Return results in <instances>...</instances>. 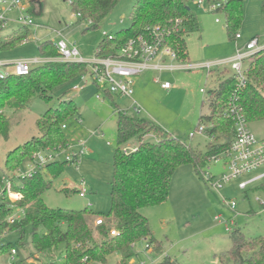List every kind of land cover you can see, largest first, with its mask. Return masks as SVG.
Returning a JSON list of instances; mask_svg holds the SVG:
<instances>
[{
	"label": "rangeland",
	"instance_id": "374dc122",
	"mask_svg": "<svg viewBox=\"0 0 264 264\" xmlns=\"http://www.w3.org/2000/svg\"><path fill=\"white\" fill-rule=\"evenodd\" d=\"M198 1L187 0L198 21V28L185 36L188 58L185 61L166 59L167 64H184L186 67L144 70L136 77L133 98L141 107L137 114L140 118L159 125L191 148L205 152L212 139L206 131L198 130L199 124L208 126L200 121V116L208 113L203 102L219 81L224 67L213 65L207 70L194 66L230 58L235 54L237 46H244L252 37L257 36L262 41L264 9L263 0H243L242 19L235 31L241 37L235 39L227 31L224 12L212 11L208 0H203L201 4ZM134 3L135 0H119L96 28L87 29V21L80 20L72 13L68 0H25V14L33 22L27 26L29 36L25 39L28 42L24 43V39L22 43L3 51L0 58H40L38 46L41 42H58L60 39L68 43L75 42L85 58H93L98 44L104 38L103 31L115 35L130 25ZM19 13L18 9L9 13L10 22L6 29L0 31L2 35L25 29L23 24L15 20ZM51 59L60 61L58 56ZM225 72H231L229 66ZM164 82H169L171 88L162 89L161 84ZM75 85L83 88L78 91L73 89ZM98 92V88L90 80L85 83L81 76H77L55 87L49 101L34 97L24 109L7 108L5 112L9 118V131L7 137L0 136V175L3 178L11 177L12 172L9 176L5 169L6 154L39 135L36 121L46 110L55 107L61 96L71 97L81 113V120L72 119L67 123L68 143L73 146L64 150L58 159L64 160L66 155L71 154L77 158L74 162L67 163L56 177H51L43 169L40 171L45 178L51 180V185L42 198L50 208L83 210L88 207V203H92L88 207L89 211L106 215L111 206L114 153L117 148L134 150L138 141L133 138L123 144L118 142L117 113L114 109L118 107L129 115L134 114L130 109V100L117 95L113 98L115 104H112L102 93V98L97 99L95 95ZM249 127L255 135L264 137V120L249 122ZM145 138L151 139L152 134L145 135ZM221 141L222 138L218 136L213 139V143ZM216 157L219 159L210 158L204 166L205 173L210 175L214 184L220 180L222 173L228 172L224 154ZM28 162V159L24 162V169H28ZM263 170L264 168L242 178L212 185L205 179L204 172L197 173L193 165L186 163L177 167L171 178L167 201L141 210L150 222L155 239L161 243L162 254H146V241L141 240L134 247L137 259L146 263H158L168 256L181 264H233L232 261L223 262L219 258L230 248L231 230L239 228L247 236L264 235V178L249 184L245 189L238 187L241 180ZM15 181L18 179L15 178ZM82 182L87 192L86 197H80L77 191L82 187ZM16 194L19 193L10 182L6 196L12 203L19 199ZM227 200L236 202L235 210L230 209ZM17 215L20 216V212L13 210L11 217L16 218ZM88 218L95 228L98 217ZM226 225L231 228L230 231L226 230ZM30 232L31 227L26 226L22 239L18 230L8 231L0 236V246L10 243V247L13 246L16 251L11 256L10 247L0 248V264H42L50 261L65 264L63 245L48 254L34 253L30 256L34 252ZM118 259L120 256L113 254L106 263L89 264H113Z\"/></svg>",
	"mask_w": 264,
	"mask_h": 264
},
{
	"label": "trees",
	"instance_id": "16d2710c",
	"mask_svg": "<svg viewBox=\"0 0 264 264\" xmlns=\"http://www.w3.org/2000/svg\"><path fill=\"white\" fill-rule=\"evenodd\" d=\"M118 1L68 0L72 13L78 15L80 20L87 21V29L96 28ZM219 10L226 16L229 35L235 38V31L242 19L243 0H226ZM130 19V25L119 30L111 39L104 36L97 46V56L116 54L129 39L145 35L149 28L158 26L169 31L167 42L176 53L177 61L188 58L185 36L198 28V21L187 0H135ZM2 29L0 25V31ZM28 36L27 26L12 34L2 35L0 32V54L22 43ZM38 48L41 57L58 56L51 40L41 42ZM87 72L86 63L50 60L32 66L25 75L9 73L0 78V136H8L7 108L24 109L34 97L49 101L55 87ZM246 77V83L236 90L237 102L242 106L248 122L264 120V49L248 59ZM235 89L236 80L230 73L220 81L216 89L208 93L206 102L209 113L200 116V121L208 124L204 126V131L212 139L205 152L191 148L159 125L135 113L129 115L118 112L119 144L135 138L138 145L136 149L128 151L117 148L114 153L111 206L106 215L91 212L88 207L83 210L48 207L42 196L50 187L51 180L45 178L41 170L31 177L19 178L18 181L11 177L15 191L20 194L19 199L12 203L6 196L3 176L0 175V236L18 230L22 239L25 227L30 226V242L34 249L30 256L34 253L48 254L63 245L65 264L106 263L113 254L120 256L118 260L121 264H128V260L136 254V243L141 240H147L155 254H162L161 243L155 239L150 222L141 210L167 201L171 178L177 167L188 163L193 165L197 173L205 172L204 166L210 158L229 149L235 136V122L226 114V109ZM105 96L112 95L105 93ZM72 119L81 120L78 107L73 98L61 96L57 105L49 107L36 121L39 135L6 154L5 169L9 176L10 172L22 167L35 152L65 148L68 134L67 128L63 129L62 125L68 127L67 123ZM148 134H152V138L144 139ZM217 136L222 141L213 143ZM67 163L64 160L51 161L45 164L43 170L51 177H56ZM15 209L20 212V216L12 218L11 213ZM88 216L102 217L103 222L93 228ZM112 229L116 235H111ZM229 237L231 245L219 256L221 261L264 264V235L247 236L239 228H234ZM10 246L9 243L0 248L9 249ZM13 248L10 247V251ZM42 264L56 263L50 261ZM156 264L181 263L165 256Z\"/></svg>",
	"mask_w": 264,
	"mask_h": 264
},
{
	"label": "built area",
	"instance_id": "2783aa9c",
	"mask_svg": "<svg viewBox=\"0 0 264 264\" xmlns=\"http://www.w3.org/2000/svg\"><path fill=\"white\" fill-rule=\"evenodd\" d=\"M25 0H0V25L4 29L7 27L9 19V13L14 9L19 10V15L15 19L17 22L28 26L32 24L31 18L25 14L26 7L23 5ZM210 2V9L217 11L223 7L226 0H208ZM198 4L203 3V0H199ZM75 15V14H74ZM78 16V15H76ZM216 21H219L216 19ZM179 21L176 22L178 24ZM60 34V33H59ZM103 36L111 39L113 35L107 32H102ZM168 30H163L158 26H154L148 29L145 35H139L136 38L129 39L117 52L108 56H97L93 58H85L75 43H68L64 39H60L58 42H54L58 51V59L65 62H79L86 63L88 72L80 75L81 79L86 83L91 81L98 88L96 98L101 99L100 93L103 97L105 93L111 95L126 97L131 100L130 109L133 113L138 114L141 111V107L133 98L134 85L136 77L144 70H162L164 68L181 67V64H167L166 59L169 58L172 61H176V53L172 50L167 42ZM241 36L236 33L235 39H239ZM28 42V39L23 41ZM264 49V39L260 41L259 37H252L244 46H237L235 54L226 59L217 60L213 63H201L194 67L206 68L210 70L213 65L216 66H229L231 72L236 80L235 93L229 99L226 114L230 116L235 122V136L232 139L229 149L223 153L227 158L226 168L227 173H222V177L217 183H213L210 175L204 172V177L212 185H219L221 182H229L234 179L242 178L250 175L251 173L264 168V137H258L255 135L249 127L242 106L237 102L238 95L236 90L241 88L247 81L246 70L248 59L256 52ZM52 60L48 57H40L33 59L17 58L11 61L0 60V78L5 77L9 73L16 75H25L31 69L32 64H41L46 61ZM164 89H170L171 84L164 82L161 84ZM83 87L75 85L73 89L80 91ZM115 113L125 111L120 110L118 107L114 109ZM63 129L67 128L66 124L62 125ZM205 127L200 125L198 130L203 132ZM192 135V134H191ZM71 143H68L65 148L52 150L46 149L44 151L35 152L29 159L28 169H24L23 166L17 168L15 173L13 172L11 177L23 178L31 177L35 175L39 170H42L45 164L51 161L59 160L58 156L69 147H72ZM128 151V150H124ZM76 155H66L64 161L74 162ZM213 159L217 160L218 157ZM11 177L3 178L5 188L10 185ZM264 178V170L253 175L247 179L241 180L238 183L240 189H245L249 184L259 181ZM82 187L78 189L80 197H86V189L82 182ZM226 203L230 209H236V202L234 200H227ZM262 203H264L262 201ZM88 207L92 206V203L87 204ZM103 222L102 217H98L95 220V224H101ZM226 230L230 231L231 228L226 225ZM111 235H116L114 229L111 230ZM146 241V247L144 252L146 254H152L153 249L151 245ZM16 253L15 249H11V256ZM113 264H121L120 261H116ZM128 264H156L150 261H140L137 259L136 254L128 260Z\"/></svg>",
	"mask_w": 264,
	"mask_h": 264
},
{
	"label": "crops",
	"instance_id": "0c3cea01",
	"mask_svg": "<svg viewBox=\"0 0 264 264\" xmlns=\"http://www.w3.org/2000/svg\"><path fill=\"white\" fill-rule=\"evenodd\" d=\"M4 29H6V28H4ZM75 43V42H74ZM15 59H17V58H15ZM0 60H5V61H11V60H14V59H9V60H6V59H1L0 58ZM182 65V64H181ZM182 67H186V65H182ZM227 70V67H224V69L223 70H221V72H220V79H219V81L216 83V85L213 87V89H211V90H214V89H216L217 87H218V84L220 83V81L221 80H223L226 76H228L230 73H232V72H230V73H227V74H225L226 71ZM162 88V87H161ZM162 89H164V88H162ZM165 90H168V89H165ZM105 98H108L109 100H111V103L112 104H115V102H114V95H112L111 97H108V96H104ZM208 97H209V94L207 95V97L205 98V105L207 106V100H208ZM130 100V99H129ZM130 103H131V100H130ZM208 108V107H207ZM208 110V113H209V109H207ZM207 114V113H206ZM79 116H80V118H81V113H79ZM258 137H263V136H258ZM18 195V196H17ZM15 196H17V197H19V194H16ZM18 216V215H17Z\"/></svg>",
	"mask_w": 264,
	"mask_h": 264
}]
</instances>
